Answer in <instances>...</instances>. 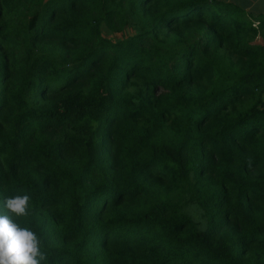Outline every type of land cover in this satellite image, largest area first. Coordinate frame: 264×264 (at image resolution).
<instances>
[{
  "label": "trees",
  "instance_id": "16d2710c",
  "mask_svg": "<svg viewBox=\"0 0 264 264\" xmlns=\"http://www.w3.org/2000/svg\"><path fill=\"white\" fill-rule=\"evenodd\" d=\"M0 214L44 264H264V0H0Z\"/></svg>",
  "mask_w": 264,
  "mask_h": 264
},
{
  "label": "clouds",
  "instance_id": "9594fccd",
  "mask_svg": "<svg viewBox=\"0 0 264 264\" xmlns=\"http://www.w3.org/2000/svg\"><path fill=\"white\" fill-rule=\"evenodd\" d=\"M29 199L27 194L11 196L4 200V207L13 216H25ZM44 260L37 234L0 214V264H44Z\"/></svg>",
  "mask_w": 264,
  "mask_h": 264
},
{
  "label": "rangeland",
  "instance_id": "374dc122",
  "mask_svg": "<svg viewBox=\"0 0 264 264\" xmlns=\"http://www.w3.org/2000/svg\"><path fill=\"white\" fill-rule=\"evenodd\" d=\"M135 32H136V28L131 23V24H129L128 27L125 28L124 32H122L121 34L109 35L108 38L112 39L115 42V41H117L119 39H123L124 37L132 36V35L135 34Z\"/></svg>",
  "mask_w": 264,
  "mask_h": 264
}]
</instances>
